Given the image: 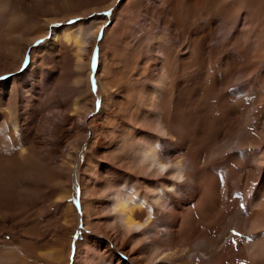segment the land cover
Instances as JSON below:
<instances>
[{
  "label": "rangeland",
  "instance_id": "374dc122",
  "mask_svg": "<svg viewBox=\"0 0 264 264\" xmlns=\"http://www.w3.org/2000/svg\"><path fill=\"white\" fill-rule=\"evenodd\" d=\"M109 10L111 16L102 15ZM78 17L74 31L57 32L54 54L39 47L54 26ZM74 42L83 49L78 61ZM160 58L168 75L162 89L148 78ZM26 66L39 80L29 82L34 126L21 121L25 93L18 89H27ZM0 76L11 77L0 82V127L19 117L16 131L30 156L0 210V254L7 264H75L82 261L77 253L85 240L90 264H108L107 248L131 264L126 250L102 235L122 222L111 210L108 187L100 185L118 188L112 175L118 173L122 190L132 192L130 204L141 199V211L152 204L166 171L160 177L143 171L134 151L138 138L157 135L158 123L166 135L160 136L162 152L182 160L198 180L195 199L182 207L179 243L218 239L229 226L231 254L224 264H252L233 235L249 237L243 220L236 228L226 220L239 207V218L245 215L241 197L255 189L260 166L254 159L264 157V0H0ZM59 111L67 123L55 152L48 153L37 138L47 114ZM2 136L11 143L6 128ZM231 139L239 144L229 148ZM77 174L85 178L79 184L88 191L84 196ZM162 218L160 212L156 219ZM156 242L160 248L169 244Z\"/></svg>",
  "mask_w": 264,
  "mask_h": 264
},
{
  "label": "bare ground",
  "instance_id": "6f19581e",
  "mask_svg": "<svg viewBox=\"0 0 264 264\" xmlns=\"http://www.w3.org/2000/svg\"><path fill=\"white\" fill-rule=\"evenodd\" d=\"M66 20L68 21L69 19ZM59 30L61 29H53L49 35L52 36L53 33H57ZM65 30L61 31V33ZM93 36H95L94 32L90 35V37ZM41 38L42 35L34 39V41ZM58 43V36L55 35L54 39H49L48 42L42 43L39 47H42L47 54H54L57 51L56 48H58ZM62 44L65 46L66 42ZM74 44L77 51L76 60L78 61L81 59L78 52H82L83 49L80 47L79 42H74ZM161 58L158 63L156 62L150 69L148 78L150 84L156 85L162 89V87L166 84L168 75L163 68L164 62L161 61ZM24 74L26 75V80L28 81V83H26L27 89H23L24 86L18 89L22 92V94L25 93V96L23 97L25 98L24 105L21 106L24 111V117H22L21 121L24 123L23 118L25 121L29 119L31 121L30 126H34V112L32 109L33 107L35 108V106L32 104L34 96L31 92L33 91V84L37 83L38 85L39 80H37L36 75L31 72L30 67H27ZM30 81L36 82L30 84ZM15 95V90L10 91L11 98H14ZM30 102L32 104V106H30L32 110L31 112L30 109L26 108L29 106L28 103ZM0 103H2V99H0ZM35 110H37V108H35ZM19 112L21 113L22 111ZM19 112L17 113L20 114ZM18 114L15 112V116ZM84 116H86V114ZM84 116L78 119V124L81 126L85 124ZM18 119L19 117L15 120L13 119L12 123L9 122V126L6 124V127H0V210L2 209V205L8 201L10 192L16 186V182L23 176V168L26 167L28 164L27 161L30 159V156L28 155L29 152L25 153L27 149L23 143L25 138L23 133L21 131H16L20 122ZM67 119V115L60 111L54 114H47L42 125V134L37 138L42 143V150H46L48 153L55 150L56 145L62 136H60L59 133L62 129H65L64 127L67 123ZM36 125L37 124L35 122V126ZM83 127H85V125L81 128ZM4 128L10 131L11 143L7 140V138L2 136ZM156 132V136H142L138 138L139 144L134 151V158L139 163V168L143 171H149L155 176L160 177L163 172L166 171L161 182L158 184V188L160 190L156 192L153 197H151L152 204L144 208V211H141V208L144 206L143 201L138 199L134 204H130L129 201L131 200L132 192L122 190L123 186L121 185L122 179H120V175L118 173H113L112 175L115 177V181H113L116 182L119 187L117 188L116 185L104 183L103 185H100V188H103L104 186L108 187L111 196V210L118 215L119 220L122 222V226L115 225L112 232L102 231L103 237L110 240L117 248H120L123 251L126 250L131 264H214V258L218 259V264H224L228 261L231 254V247L228 245L230 243L227 241V236L230 231L229 226L223 228L221 233L222 235L218 239H215L216 236L215 238H209V236H201L202 238H200L199 236V238L197 237L194 239L189 246L181 245L179 240L176 238L178 233L177 229L179 226L181 227L182 223V220H179V217H181L182 214V207H184L185 203H190L195 199L197 195L195 183L198 180L196 175L193 177L189 175V168L184 166L182 160H172V155L168 152L169 150H167L166 153L162 152V149H160V136L165 137L166 135L163 133L160 123H158ZM235 139H231L226 146L231 148L232 145H238L239 143L237 144ZM14 143L15 145L13 146ZM262 143V145H264V141ZM262 151L263 152L260 153L264 156V147ZM263 158L258 160H256L257 158L254 159L259 162L258 164L260 166L255 189H249L246 192L248 193L247 199L245 194H242L241 197V204L243 205V203H246L247 205L244 210L245 215L242 216L241 219L239 218L237 215V213L240 214L239 207L235 210L237 213H232L229 215V219L226 220L228 223H235L234 228L240 225L237 220H243V222H241V226L244 225L246 232L252 239L251 241H244V243H242V241L239 243L242 245L240 246L241 249L248 253L247 256L250 255L252 258V264H261V258L264 257V166L260 165L264 163ZM63 166L65 167L66 164H63ZM28 174H30V177L35 175L34 173L32 174V172ZM27 178L29 180V177ZM75 178L77 180V185H81V182L85 179L79 177L78 174ZM85 188V184L82 187L80 186L81 196L88 193ZM183 188H185L186 192L184 191L183 193L185 194L181 195ZM227 191L228 190H226L224 194H227ZM187 193L189 195H187ZM160 212H162L163 218L158 220L156 219V216ZM217 232H219V230H217ZM157 238L162 241L168 240L169 244H167L164 248H160L156 242ZM88 244L89 240H85L79 244L77 254L79 255L82 253V261H77L75 264H86V262L90 264V260L84 255L86 253L85 250L88 249ZM107 252L108 254L106 255V258L108 264H122V261L120 259H115L114 255L108 250V248L105 250V253ZM0 264H7V260L3 258L1 254Z\"/></svg>",
  "mask_w": 264,
  "mask_h": 264
},
{
  "label": "snow or ice",
  "instance_id": "6c2138e0",
  "mask_svg": "<svg viewBox=\"0 0 264 264\" xmlns=\"http://www.w3.org/2000/svg\"><path fill=\"white\" fill-rule=\"evenodd\" d=\"M119 2H120V0H117V3H119ZM102 15L105 16V17L111 16L112 15V10H109L108 12L103 13ZM79 22H80V18L78 17L77 20H69V21H67V26H59V25H57V26H54V27L60 28L61 31L65 30V29L67 31H74L75 29L72 28L71 26L78 25ZM91 22H92V19L89 18L87 23H91ZM85 26H87V25H85ZM107 27H109V25L105 24L104 28L100 29L101 36L97 37L98 40L102 39V35H103L104 31H105V28H107ZM57 34L58 33H53L52 36L49 37V39L50 40L54 39L55 35H57ZM37 43L38 44L42 43V41H37ZM24 63H25V65H29L30 64V60L28 58H26ZM95 66H96V53L94 52L93 53V69H95ZM10 78H11L10 76H8V77L0 76V82L9 80ZM93 91L95 92V81H93ZM97 105L99 106V102H97ZM77 195H79V189H77ZM77 207H79L78 203H77ZM241 208L243 209L244 205H241ZM233 235L237 236V237H240L242 241H251V239H252L251 237H242L240 233L235 232V231H233Z\"/></svg>",
  "mask_w": 264,
  "mask_h": 264
}]
</instances>
